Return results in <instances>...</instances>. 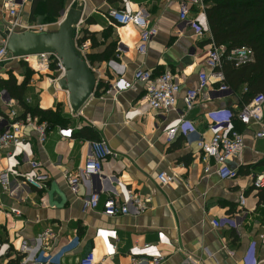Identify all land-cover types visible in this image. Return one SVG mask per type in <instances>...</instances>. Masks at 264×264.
Here are the masks:
<instances>
[{
  "label": "crops",
  "instance_id": "1",
  "mask_svg": "<svg viewBox=\"0 0 264 264\" xmlns=\"http://www.w3.org/2000/svg\"><path fill=\"white\" fill-rule=\"evenodd\" d=\"M3 1L0 0V34L6 35L10 16ZM75 1L86 4L80 36L83 30L94 34V40H86L89 41L86 53L91 65L99 69L102 86L76 115L69 105L67 92L55 83L50 81L56 88L52 91L44 88V84V90L36 86L33 80L26 88L25 94L35 89L33 97H29L32 105L57 109L60 104L62 116L68 122L51 125L43 144L38 142L35 132L28 130L35 154L44 163L51 181L44 192L24 186L15 178H12L15 193H4L0 186V241L10 242L15 249L23 240L33 243L37 235L50 228L54 232L50 245L55 249L78 233L82 245L68 253L63 264H79L80 258L92 250L97 258L103 259L102 264H130V249L145 244L158 245L162 253L159 264H180L186 258L202 264H264L261 240L264 205H258L257 190L253 188L250 175L252 171L253 174L261 171L257 163L264 154V138L255 135L260 127L240 125L246 147L240 157L229 161L233 167L243 162L240 174L234 180L221 179L214 170L204 171L195 144L197 134L181 135L173 143L166 141L163 128L167 121L176 117V112L162 114L142 106L143 82H138V91L129 89L117 93L109 87L118 74L108 65V58L123 65L117 68L123 70L128 79L133 78L139 67L151 69L155 74L170 69L181 83L178 109H182V95L187 88L197 86L199 72L206 68L210 43L205 41L210 34L199 36L191 27L179 29V6L175 0H128L134 8H142L150 22L160 29L143 56L136 49L137 27L117 25L108 17L109 9L121 6L120 0H63L58 17L47 14L46 0H39L33 12L34 0H30L20 11L23 25L35 28L45 25L47 30L46 21L49 18L58 20L62 10ZM199 9V5L191 6L190 14H196ZM15 62L10 60L5 64L9 73L3 74L4 79L9 78L11 71L15 74ZM34 63L41 67L36 60ZM219 85L213 82L204 90L199 102L186 116L207 138L212 134L208 129L207 113L218 108L236 109L242 103V90L233 91ZM0 89H3L1 83ZM139 106L143 108L142 115L133 119L126 117L127 111ZM84 127L93 128L99 139L106 140L119 153L118 157L105 161L101 175L83 179L81 194L90 196L94 190H102L99 206L86 212L82 210V200L72 193L64 178L66 173L78 172L91 153L92 139L80 134ZM62 128H71L72 136L63 137L59 131ZM4 165L1 159L0 169ZM164 170L175 173L174 181L168 185H161L157 179L158 173ZM117 181L127 183L142 195L151 196L150 207L138 216L106 215L103 204L107 193L117 190ZM241 195L246 199L245 205L241 204ZM12 207H18L21 213L11 212ZM213 220H219L220 225L214 226ZM111 244L116 252L107 255ZM13 251L8 258H0V264H17L18 251ZM140 257L144 261L139 264H153L150 257Z\"/></svg>",
  "mask_w": 264,
  "mask_h": 264
},
{
  "label": "built area",
  "instance_id": "2",
  "mask_svg": "<svg viewBox=\"0 0 264 264\" xmlns=\"http://www.w3.org/2000/svg\"><path fill=\"white\" fill-rule=\"evenodd\" d=\"M30 0H4V8L10 16L7 29L10 31L22 29H31L36 31L45 30V25H23L21 8ZM121 6L111 8L108 11V17L117 25L133 24L139 30V42L137 53L146 55L150 44L160 29L152 24L149 17L140 7L134 8L128 0H120ZM179 6V22L177 27L185 30L191 27L199 36L210 34V28L206 15V4L203 0H175ZM199 5L200 9L194 15L190 14L191 6ZM63 14L61 16V20ZM60 20V21H61ZM59 21V23H60ZM35 28V29H32ZM80 26L77 29V42L80 36ZM211 37V34H210ZM89 41L78 42V47L86 53L89 47ZM8 35L0 34V80L4 79L3 74L8 72L4 68L10 60H24L31 63L33 58L41 67L49 69L55 68L56 77L53 80L58 85V80L65 75L66 69L60 57L55 53L45 52L35 55H25L18 58H8ZM225 46H217L214 42L210 43L209 54L206 59V68L201 70L198 75V84L196 87L187 88L182 95L184 107L178 109V99L181 94V83L175 73L166 69L160 74H155L151 69L139 67L134 71L133 78L128 79L124 76L125 72L117 68L123 66L116 59L107 61L112 66L118 76L109 86L117 93L126 90L138 91V82L144 83V95L140 99L142 106L148 107L151 111L157 113L176 112V117L167 121L163 128L165 139L168 143H173L179 136L187 137L197 134L195 144L199 150L200 160L204 165V171L215 173L225 180H234L240 174V166L233 167L229 161L235 157H240L246 147V137L241 129L237 128V122L243 126L258 125L260 130L255 133L257 138H264V94H257L248 103H243L236 109L218 108L207 113L208 129L211 131L209 138L205 137L199 131L193 121L187 119L188 112L199 102L201 94L213 82H218L220 88H230L223 82L224 72L222 70L224 63ZM253 58V50L247 46H241L232 49L226 56L236 66L244 65ZM34 68V67H33ZM97 74V87L101 83V74L99 69L93 67ZM125 68V67H124ZM2 69V70H1ZM35 69V68H34ZM9 73V72H8ZM59 86V85H58ZM96 87V89H97ZM246 90V89H245ZM96 91V90H95ZM27 104H32L31 98H26ZM142 106L134 107L127 111L126 117L133 119L143 114ZM49 123L46 120H40L39 116L31 111H26L20 102L11 97L6 89H0V160H4V167L0 169V186L4 193H15L12 190V178L19 179L24 186H30L38 191H46L51 181V175L44 168V163L36 156L33 142L29 136L32 130L40 144L47 139ZM63 137H71V128H62L59 130ZM91 153L86 158L82 167L76 173H66L64 178L74 195L82 200V210L84 212L95 209L101 202V191L94 190L90 196L80 193V185L84 178H90L103 173L104 163L108 158L118 157L119 153L115 151L104 139L91 140ZM258 153V152H257ZM264 159V154L262 155ZM255 162V161H254ZM213 163V164H212ZM27 166V168H24ZM214 167V168H213ZM253 172V171H252ZM250 173L253 180V187H264V170ZM175 173L161 171L157 179L161 185H168L175 179ZM117 190L107 193L108 198L104 201L103 212L108 216L118 215H141L152 203L151 196H145L135 191L123 181L116 182ZM245 197L240 196L241 204L245 205ZM11 212L20 214L18 207H12ZM212 224L216 227L220 225L219 220H213ZM54 237L52 229L43 230L34 239L33 243L23 240L15 249L10 242L0 241V258H8L11 251H18L17 264H63L64 257L82 245V238L78 233L69 237L64 243L55 249L51 247L50 241ZM261 240L264 243V234H261ZM116 248L112 244L107 255H113ZM132 256L130 264H139L144 261L140 256L150 257L153 264H159L162 259V253L157 244H145L140 248L134 246L130 249ZM234 254V252H230ZM138 256V257H135ZM146 258V257H145ZM103 259L96 257L95 252L89 251L83 255L79 264H102ZM180 264H202L199 260L186 258Z\"/></svg>",
  "mask_w": 264,
  "mask_h": 264
},
{
  "label": "trees",
  "instance_id": "3",
  "mask_svg": "<svg viewBox=\"0 0 264 264\" xmlns=\"http://www.w3.org/2000/svg\"><path fill=\"white\" fill-rule=\"evenodd\" d=\"M38 1L34 0L33 12ZM204 2L211 34L205 43L214 42L217 46H225L223 82L233 91L242 90L241 104L248 103L257 94H264V0H204ZM46 6L49 16L58 17L63 0H46ZM87 39L94 40V34L83 30L78 42L83 43ZM241 46L252 48L253 58L244 65L236 66L233 61L226 59V56L232 49ZM100 60H104V57H100ZM0 83L26 111L39 116L40 120H46L49 127L54 124L66 125L68 122L62 116L60 104L57 105V109H44L39 105L27 104L25 98L27 83L24 81L19 83L14 75L11 74L8 79H1ZM101 86L102 83L97 89ZM240 125L241 123L237 122L238 129H241ZM80 134L92 140L99 139L97 132L90 127L82 128ZM257 166H261L263 171L264 159L260 160ZM253 188L257 190L258 205H264V187Z\"/></svg>",
  "mask_w": 264,
  "mask_h": 264
},
{
  "label": "water",
  "instance_id": "4",
  "mask_svg": "<svg viewBox=\"0 0 264 264\" xmlns=\"http://www.w3.org/2000/svg\"><path fill=\"white\" fill-rule=\"evenodd\" d=\"M85 2L75 1L62 10L63 18L54 30H6L8 58L45 52L57 54L65 66V75L59 78V87L67 92L68 102L76 115L94 94L97 74L78 47L77 29L84 20Z\"/></svg>",
  "mask_w": 264,
  "mask_h": 264
},
{
  "label": "rangeland",
  "instance_id": "5",
  "mask_svg": "<svg viewBox=\"0 0 264 264\" xmlns=\"http://www.w3.org/2000/svg\"><path fill=\"white\" fill-rule=\"evenodd\" d=\"M59 19L61 20V17H59ZM59 19L57 20V19L49 18L46 21V23L49 24V26H48L49 29H47V30H51V29L54 30V29H56L57 26H58V24H59V21H60ZM34 59L35 58H33L31 60V63L26 62L24 60H16V62L14 63V66H15V74H14L13 71H11L10 74H9V76L12 74V75H14L16 77V79H17V81L19 83H21L23 81L25 83H27L26 84V88L29 86V84H31L34 81L35 84H36V86L42 87V85L44 84L45 85L44 88H47L48 90L49 89L50 90L51 89L52 90H55L56 89V88H54L55 86H51V84H50V81H51V83H53V85H54L53 80L56 77L55 68L53 66H51L49 69L44 68V67H39V66L37 67L36 64L34 63V61L36 59L35 60ZM18 68H20V70ZM49 85L52 88H49ZM56 86L59 87L57 84H56ZM42 89H43V87H42ZM42 89H41V91H42ZM34 91H35V89H30L28 91V93L25 94V98L33 97V95L35 93Z\"/></svg>",
  "mask_w": 264,
  "mask_h": 264
}]
</instances>
